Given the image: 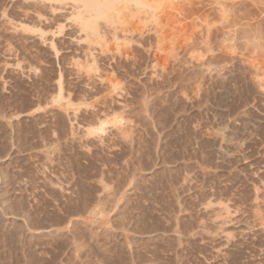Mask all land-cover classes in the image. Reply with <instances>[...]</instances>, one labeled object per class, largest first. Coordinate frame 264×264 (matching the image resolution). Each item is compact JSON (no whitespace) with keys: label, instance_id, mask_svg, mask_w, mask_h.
<instances>
[{"label":"rangeland","instance_id":"1","mask_svg":"<svg viewBox=\"0 0 264 264\" xmlns=\"http://www.w3.org/2000/svg\"><path fill=\"white\" fill-rule=\"evenodd\" d=\"M128 1L102 10V34L88 30L86 40L79 15L64 19L58 11L57 22L68 24L54 35V49L28 45L23 58L12 59L4 49L14 45H0L2 63L16 65L0 72V100L12 114L6 131L0 127L2 195L8 192L6 207L14 202L36 223L37 252L29 251V262L257 264L264 243V96L255 81L264 78V56L243 51L256 43L251 29L237 26L254 6L234 0L228 9L240 20L226 27L223 0ZM259 19L250 26L261 24L263 34ZM124 235L133 240L124 242Z\"/></svg>","mask_w":264,"mask_h":264},{"label":"bare ground","instance_id":"2","mask_svg":"<svg viewBox=\"0 0 264 264\" xmlns=\"http://www.w3.org/2000/svg\"><path fill=\"white\" fill-rule=\"evenodd\" d=\"M119 2H120V0H118ZM124 1V0H123ZM126 1V0H125ZM128 1V0H127ZM129 1H131V0H129ZM128 1V2H129ZM135 1V0H134ZM137 1V0H136ZM144 0H142V2H143ZM215 1V0H214ZM240 1V0H239ZM239 1H234V0H223V2L222 1H220V2H222V4L224 5H222L223 7V9L221 10V13H223L222 14V18L221 19H224L225 20V22H226V27H236V25L239 23V20H238V15L237 16H234L233 15V12L230 10V9H228V7L229 8H233V9H235L234 8V5L236 4V3H238ZM249 2V4L250 5H253L254 7H255V10L254 11H251L250 12V10L251 9H253V8H251V9H249V11H247V14H244L243 12H245V10L242 12L243 13V18H244V20H245V22H243V21H241L242 22V24H240V26L239 25H237L238 27H240L238 30H240V32H242V33H244L243 32V30H246V29H248V30H246V32L248 31L249 32V29H251V33L253 34V37H254V44L256 43V44H258V45H248L246 48H243V51H244V49H245V52H247L249 49V52L248 53H250V52H260L261 53V55L262 56H264V33L262 34V32L260 31V29H261V24H259L258 25V23H256L257 24V26L259 27H255V25H254V27L252 28L250 25V23H255L256 22V20L257 19H259V18H262L263 20H264V0H259L258 2H257V0H244L243 2ZM114 2H116L115 4H117V0H0V19H3V23L0 21V45H4V48H5V45L8 47L9 45H14V47L11 49V48H5L4 50L8 53L7 55L8 56H6V57H12V59L14 58L15 59V57H21V58H23V54H24V49H26V47L29 45V46H31V45H47V46H49L50 47V49L52 48V49H54V45H55V39H54V35H58V34H61V32L63 33V30H64V28L65 27H67V21L66 20H63V22L61 21V23H58L57 22V18H59L60 19V17H58L59 15H57L58 14V11H63L64 12V15L62 14V16H64V19L66 18L67 19V16H70V13H71V15H72V13L74 14V13H76V14H78L77 16L80 18V22L78 21V19H76V17H75V20H77L78 21V23H79V28H80V30L82 31L81 32V34L83 33V31H85V33L87 34H85L84 35V33H83V39H85L86 40V36H88V33L87 32H89L88 30H90V31H92V32H94L95 34H97L96 33V30H97V26H96V24H98V22H96L97 20H96V17L99 15V13H101V11L102 10H104V12H106L107 11V9L108 8H110L109 6L110 5H114ZM128 2H126V3H128ZM141 2V3H142ZM213 2V1H212ZM211 2V3H212ZM240 2H242V1H240ZM132 2H130V4H131ZM134 3V2H133ZM133 3H132V6H133ZM145 3H147V2H145ZM203 3V2H202ZM215 3L216 4H220V3H217L216 1H215ZM189 4V3H188ZM249 4L247 3V7H250L249 6ZM208 5V4H207ZM237 5V4H236ZM130 6V5H129ZM135 6H137L136 5V3H135ZM139 6H141L140 5V3H139ZM163 6V5H162ZM213 6V5H212ZM221 6V5H220ZM244 6V5H243ZM131 7V6H130ZM203 7V6H202ZM201 7V8H202ZM214 7V6H213ZM212 7V8H213ZM224 7H227V8H224ZM245 7V6H244ZM208 8V7H207ZM106 9V10H105ZM132 9V8H131ZM171 9V8H170ZM220 9V8H219ZM225 9H227V10H225ZM113 10V9H112ZM133 10V9H132ZM151 10V9H150ZM159 10V9H158ZM189 10H190V8H189ZM213 10H215V9H213ZM239 10V9H238ZM247 10V9H246ZM124 11H125V8H124ZM207 11V10H206ZM229 11H231L232 12V16L230 17L229 16V14H230V12ZM236 11V10H235ZM189 12V11H188ZM190 12H191V10H190ZM229 12V14H227V13ZM125 13H126V11H125ZM179 13V12H178ZM203 13V12H202ZM205 13V12H204ZM207 13V12H206ZM246 13V12H245ZM69 14V15H68ZM166 14H167V11H166ZM238 14V13H237ZM115 15V14H114ZM126 15H128V14H126ZM186 15V14H185ZM191 15H192V13H191ZM200 15H202V14H200ZM242 15V14H241ZM75 16V15H74ZM110 16V15H109ZM207 16H209V14L207 15ZM113 17H115V16H113ZM113 17H112V19H113ZM166 17V16H165ZM228 17H230V19H227ZM240 18H241V16H239ZM116 18V17H115ZM163 18V17H162ZM242 18V19H243ZM70 19H72V16L70 17ZM102 19V18H101ZM107 19V18H106ZM135 20H136V18H134ZM168 19V18H167ZM261 19V20H262ZM62 20V19H61ZM100 20V19H99ZM98 20V21H99ZM260 20V19H259ZM259 20H257V22L259 21ZM203 21H204V19H203ZM222 21V20H221ZM251 21H253V22H251ZM240 22V23H241ZM105 23V22H104ZM103 23V24H104ZM107 23V22H106ZM223 23V25L225 24L224 22H222ZM261 23V22H260ZM262 23H264V22H262ZM69 26V25H68ZM77 27H78V25H76ZM117 26V25H116ZM202 26V25H201ZM222 26V25H221ZM241 26H243V27H241ZM250 27V28H246V27ZM253 26V25H252ZM262 26H264V25H262ZM97 27V28H96ZM102 27H104V26H102ZM223 27V26H222ZM79 28H78V30H79ZM111 28V27H110ZM121 28V27H120ZM100 29V28H99ZM234 29V28H233ZM256 29H257V33H256ZM69 30V29H68ZM112 30V29H111ZM118 30H119V28H118ZM198 30V29H197ZM217 29H215V31H216ZM234 30H236V29H234ZM234 30L232 31V32H234ZM263 30V29H262ZM76 31V30H75ZM213 31V30H212ZM222 31V30H221ZM221 31H220V34H221ZM259 31L261 32V34L259 33ZM80 32V31H79ZM92 32H90V34L89 35H91V33ZM108 32H110V31H108ZM223 33H225L224 31H222ZM235 32H237V30L235 31ZM239 32V31H238ZM264 32V31H263ZM100 33H101V30H100ZM99 33V34H100ZM113 33V32H112ZM222 33V34H223ZM259 33V34H258ZM65 34H67L66 32H65ZM95 34H93V36H95ZM99 34H97V35H99ZM102 34V33H101ZM131 34V33H130ZM140 34V33H139ZM229 34H231V33H229ZM229 34H228V36H229ZM236 34V33H235ZM208 35V34H207ZM234 35V34H233ZM68 36V35H67ZM123 36V35H122ZM227 36V35H226ZM227 36V37H228ZM96 37V36H95ZM97 37H100V36H97ZM90 38V37H89ZM101 38H102V36H101ZM107 38V37H106ZM108 39V38H107ZM106 39V40H107ZM61 40V39H60ZM79 40H80V38H79ZM89 40V39H88ZM87 40V41H88ZM92 40H93V37H92ZM102 40H104V38H102ZM64 41V40H63ZM121 41V40H120ZM89 42H90V40H89ZM91 42H94V41H91ZM253 43V42H252ZM64 44V43H63ZM104 44V43H103ZM109 44V43H108ZM226 44H228V42L226 43ZM62 45V44H61ZM65 45V44H64ZM82 45V44H81ZM90 44H88V46H89ZM200 45V44H199ZM1 46V47H2ZM11 46V47H12ZM208 46V45H207ZM232 47V50H233V52H234V48H241L240 50H242V47L239 45V47L237 46V47H235L234 45H231ZM38 47V46H37ZM48 47V48H49ZM203 47V46H202ZM228 47V46H227ZM244 47V46H243ZM215 48V47H214ZM229 48V47H228ZM34 49V48H33ZM51 49V50H52ZM66 49V48H65ZM2 50V49H1ZM27 50V49H26ZM26 50H25V52H26ZM57 50H58V48H57ZM208 50V49H207ZM229 50V49H228ZM231 50V51H232ZM220 51V50H219ZM224 51V50H223ZM227 51V50H226ZM29 52V51H28ZM27 52V53H28ZM40 52V51H39ZM47 52H48V50H47ZM50 52V51H49ZM225 52V51H224ZM228 52H230V51H228ZM227 52V53H228ZM233 52H231V55H232V57L231 58H233V54H238L237 52H235V53H233ZM239 52V51H238ZM26 53V54H27ZM32 54H33V52H31ZM30 53V54H31ZM226 53V52H225ZM226 53V54H227ZM233 53V54H232ZM36 54V53H35ZM45 54V53H44ZM50 54V53H49ZM242 54V53H241ZM1 55H3V54H1ZM5 55V54H4ZM215 55V54H214ZM214 55H212V56H214ZM223 56H224V54H222ZM222 55H220V57L222 56ZM228 55V54H227ZM239 55V54H238ZM255 55V54H254ZM37 56V55H36ZM49 56H51V55H49ZM223 56H222V58H223ZM248 56V55H247ZM218 57V56H217ZM229 57V58H230ZM35 58V57H34ZM39 58V57H38ZM47 58V57H46ZM225 58H228V56L227 57H225ZM235 58H237V57H235L234 56V58L233 59H235ZM238 58H240V56L238 57ZM9 59V58H8ZM2 59H0V63H2V61H1ZM39 60V59H38ZM218 60V59H217ZM223 60H226V59H224L223 58ZM222 60V61H223ZM230 60V59H229ZM252 60V59H251ZM255 60V59H254ZM17 61V60H16ZM25 61H27V60H25ZM35 61H37V60H35ZM201 61V60H200ZM204 61H205V59H204ZM232 61V60H231ZM12 62V61H11ZM23 62V61H22ZM40 62V61H39ZM218 62V61H217ZM227 62V61H226ZM249 61L247 60V63H248ZM8 62L5 60V61H3V63L0 65V72L1 71H3L4 69H5V67H7L8 65H9V67H12V66H14L12 63L10 64V62L8 63V65L6 66V64H7ZM13 63H14V60H13ZM220 63H221V61H220ZM230 62H228V64H229ZM253 62H251V64H252ZM257 63V62H256ZM199 64V63H198ZM205 64V63H204ZM224 64V63H223ZM251 64L249 63L248 65H250L251 66ZM29 65V64H28ZM224 65H226V64H224ZM233 65V64H232ZM238 65V64H237ZM247 65V64H246ZM19 65H17V67H18ZM25 66H27V65H25ZM31 67L32 66H35V65H33V64H31L30 65ZM195 66V65H194ZM231 66V65H230ZM15 67H16V65H15ZM28 67V66H27ZM180 67H182L181 66V64H180ZM185 67V66H184ZM223 67V66H222ZM240 67V66H239ZM258 67H260V66H258ZM257 67V68H258ZM264 67V66H263ZM21 68V70H22V67H20ZM177 68V67H176ZM186 68V67H185ZM190 68V67H189ZM203 68V67H202ZM208 68V67H207ZM25 69V68H24ZM29 69V68H28ZM34 69H36V68H34ZM195 69V68H194ZM232 69V68H231ZM7 71H8V69H6ZM15 70V69H14ZM19 70V69H18ZM200 70V69H199ZM238 70H240L239 68H238ZM262 70V69H261ZM35 71V70H34ZM44 71V70H43ZM180 71V70H179ZM178 71V72H179ZM182 71H183V69H182ZM11 72H13V70L12 69H9V73H8V76H9V74L11 73ZM19 72V71H18ZM184 72V71H183ZM198 73L200 72V71H197ZM213 72H214V70H213ZM241 72V71H240ZM240 72H239V74H240ZM261 72V71H260ZM21 73V72H20ZM27 73H30V72H27ZM32 73H33V71H32ZM42 73V72H41ZM44 73V72H43ZM42 73V74H43ZM46 73V72H45ZM181 73V72H180ZM212 73V72H211ZM1 74V73H0ZM6 74V73H5ZM15 74H16V72H15ZM22 74V73H21ZM36 74V73H35ZM228 74V73H227ZM239 74H237L238 76H239ZM250 74V73H249ZM7 75V74H6ZM23 75V74H22ZM34 75V74H33ZM46 75V74H45ZM200 75V74H199ZM215 75V74H214ZM213 75V76H214ZM240 75H242V74H240ZM1 76H2V74H1ZM11 76V75H10ZM27 76V75H26ZM30 76V75H29ZM38 76V75H37ZM187 76V75H186ZM237 76V77H238ZM247 76V75H246ZM249 76V75H248ZM251 76V75H250ZM253 76V75H252ZM256 76V75H255ZM12 77V76H11ZM28 77V76H27ZM35 77V76H34ZM61 77V76H60ZM60 77H59V80H58V82L60 81ZM254 77V76H253ZM258 77V76H257ZM256 77V78H257ZM6 78V77H5ZM20 78V77H19ZM45 78V77H44ZM48 78V77H47ZM62 78V77H61ZM207 78V77H206ZM255 78V77H254ZM253 78V79H254ZM41 79V78H40ZM46 79V78H45ZM201 79V78H200ZM250 79H252V78H250ZM34 80V79H33ZM47 80V79H46ZM49 80V79H48ZM47 80V81H48ZM256 79H254L253 81H255ZM36 81V80H35ZM187 81V80H186ZM252 81V82H253ZM2 82V81H1ZM31 82H33V81H31ZM44 82V81H43ZM201 82V81H200ZM257 84H255L260 90H261V92H262V95L264 96V78L262 77H260L259 79H257L256 81H255ZM255 82H253V84L255 83ZM25 83V82H24ZM41 83V82H40ZM39 83V84H40ZM47 83V82H46ZM60 83V82H59ZM59 83L57 84L58 86H61V85H59ZM185 83V82H184ZM231 83V82H230ZM2 84H4V83H2ZM1 84V85H2ZM17 84V83H16ZM23 84V83H22ZM62 84V83H61ZM92 84V83H91ZM218 84V83H217ZM11 85V84H10ZM9 85V87H11ZM40 86V85H39ZM38 86V87H39ZM1 87V86H0ZM3 87V86H2ZM8 87V88H9ZM37 87V86H36ZM38 87H37V89H38ZM41 87V86H40ZM255 87V86H254ZM20 88V87H19ZM19 88H18V90H19ZM41 88H44V87H41ZM61 87H59L58 89H60ZM232 88V87H231ZM3 89V88H2ZM29 89H30V87H29ZM255 89V88H254ZM259 89H258V91H259ZM8 90V89H7ZM18 90H16V91H18ZM35 90V89H34ZM42 90V89H41ZM62 90V89H61ZM256 90V89H255ZM1 91V90H0ZM3 91V90H2ZM9 91V90H8ZM11 91H13L12 89H11ZM37 91V90H36ZM48 91V90H47ZM46 91V92H47ZM199 91V90H198ZM4 92V91H3ZM61 92V91H60ZM158 92V91H157ZM16 93V92H15ZM19 93V92H18ZM34 93V92H33ZM48 93V92H47ZM5 94V93H4ZM7 94V93H6ZM24 94V93H23ZM46 94V93H45ZM62 94V93H61ZM74 94V93H73ZM144 94V93H143ZM154 94V93H153ZM229 94V93H228ZM51 95V94H50ZM225 95V94H224ZM5 96V95H4ZM21 96V95H20ZM23 96V95H22ZM59 96V95H58ZM19 97V96H18ZM25 97V96H24ZM49 97V96H48ZM51 97V96H50ZM63 97V96H62ZM19 98H21V97H19ZM27 98V97H26ZM252 98V97H251ZM15 99V98H14ZM50 99V98H49ZM69 99V98H68ZM255 99V98H254ZM3 100H5V99H2V100H0V127H1V129H3V130H5L6 131V129H7V127L9 126V125H11L12 124V121H11V119H10V117H11V115L12 114H10V115H8L7 113H5V111H4V108H6V107H4L3 106V104H4V101ZM30 100V99H29ZM44 100H45V98H44ZM48 100V99H47ZM8 101V100H7ZM12 101V100H11ZM17 101V100H16ZM19 101H20V99H19ZM31 101V100H30ZM43 101V100H42ZM15 102V101H14ZM23 102V101H22ZM67 102H70L69 100L67 101ZM18 103V102H17ZM32 103V102H31ZM30 103V104H31ZM103 103V102H102ZM155 103V102H154ZM221 103V102H220ZM223 103V102H222ZM246 103V102H245ZM39 104V103H38ZM66 104V103H65ZM69 104V103H68ZM67 104V105H68ZM159 104H161V103H159ZM219 104V103H218ZM261 104V103H260ZM5 105V104H4ZM10 105V104H9ZM29 105V104H28ZM35 105V104H34ZM70 105V104H69ZM68 105V106H69ZM153 105V104H152ZM225 105H227V104H225ZM19 106V105H18ZM26 106V105H25ZM103 106V105H102ZM145 106V105H144ZM154 106V105H153ZM218 106V105H217ZM10 107V106H9ZM24 107V106H23ZM146 107V106H145ZM149 107H151V106H149ZM149 107H147V108H149ZM170 107V106H169ZM220 107V106H219ZM224 107V106H223ZM28 108V107H27ZM30 108V107H29ZM227 108V107H226ZM226 108H225V110H226ZM31 109V108H30ZM219 109H221V108H219ZM14 110V109H13ZM12 110V111H13ZM80 110V109H79ZM147 110V109H146ZM222 110H223V108H222ZM11 111V112H12ZM96 111V110H95ZM239 113V112H238ZM16 114V113H15ZM152 114V113H151ZM226 114V113H225ZM230 114V113H229ZM232 114V113H231ZM234 114V113H233ZM34 116V115H33ZM232 116V115H231ZM230 117V116H229ZM235 117H237V116H235ZM238 117H240L241 118V116H239L238 115ZM237 117V118H238ZM35 118V117H34ZM239 119V118H238ZM238 119H236V120H238ZM32 120V119H31ZM38 120V119H37ZM257 120V119H256ZM260 120V119H259ZM258 120V121H259ZM219 121V120H218ZM246 121V120H245ZM244 121V122H245ZM37 122V121H36ZM217 122V121H216ZM223 122V121H222ZM226 122V121H225ZM224 122V123H225ZM228 122V121H227ZM226 122V123H227ZM237 122V121H236ZM235 122V123H236ZM240 122H242V120L240 121ZM257 123V122H256ZM259 124H261L260 122H258ZM257 123V124H258ZM16 124V123H15ZM243 124V123H242ZM38 125V124H37ZM240 125V124H239ZM222 126V125H221ZM231 126V125H230ZM237 126V125H236ZM235 126V127H236ZM242 126H244V125H242ZM259 126V125H258ZM19 129V128H18ZM238 129V128H237ZM255 129V128H254ZM226 130V129H225ZM229 130V129H228ZM8 131H10V130H8ZM7 131V132H8ZM35 131V130H34ZM18 132V131H17ZM48 132V131H47ZM249 132V131H248ZM2 133V132H1ZM22 133V132H21ZM34 133H36V131L34 132ZM239 133V132H238ZM245 133V132H244ZM242 134V133H241ZM7 135V134H6ZM228 135H229V132H228ZM247 135V134H246ZM17 136V135H16ZM3 137V136H2ZM12 137H13V135H12ZM26 138V137H25ZM149 138V137H148ZM3 139V138H2ZM16 139V138H15ZM18 139V138H17ZM23 139V138H22ZM155 139V138H154ZM158 139V138H157ZM8 140V139H7ZM6 140V141H7ZM10 140V139H9ZM21 140V139H20ZM51 140V139H50ZM5 141V143H4V151H10L11 150V143L10 142H6ZM14 141V140H13ZM18 141V140H17ZM151 141V140H150ZM2 142V141H1ZM0 142V143H1ZM15 142V141H14ZM24 142V141H23ZM26 142V141H25ZM28 142H29V140H28ZM138 142V141H137ZM17 143V142H16ZM21 143V142H20ZM2 144V143H1ZM23 144H26V143H23ZM146 144V143H145ZM15 145V144H14ZM29 145H31V144H29ZM137 145V144H136ZM226 145V144H225ZM43 146V145H42ZM133 146V145H132ZM22 148V147H21ZM31 148V147H30ZM30 148H29V151H30ZM54 148V147H53ZM25 149V148H24ZM23 148H22V150H24ZM46 149V148H45ZM25 150H27V149H25ZM24 150V151H25ZM133 150V149H132ZM154 150V149H153ZM156 150V149H155ZM20 151V150H19ZM18 151V152H19ZM46 151V150H45ZM130 151V150H129ZM141 151V150H140ZM162 151V150H161ZM17 152V151H16ZM51 152V151H50ZM6 153V152H5ZM4 152L2 153L1 152V154H5ZM13 153V152H12ZM49 153V152H48ZM47 153V154H48ZM132 153V152H131ZM156 153V152H155ZM216 153V155H218V157H222V152L221 151H217V152H215ZM46 154V153H45ZM10 155V154H9ZM43 155H44V153H43ZM51 155V154H50ZM149 155V154H148ZM151 155V154H150ZM215 155V154H214ZM48 156V155H47ZM47 156H45V157H47ZM2 157V156H1ZM32 157V156H31ZM38 157V156H37ZM224 157V156H223ZM150 158V157H149ZM15 159V158H14ZM18 159V158H17ZM16 159V160H17ZM21 159V158H20ZM46 159V158H45ZM148 160V159H147ZM48 161V160H47ZM21 162H23L22 160H21ZM153 162V161H152ZM14 163V162H13ZM35 163V162H34ZM50 163V162H49ZM154 163V162H153ZM16 164V163H15ZM14 164V165H15ZM40 164V163H39ZM13 165V166H14ZM31 165V164H30ZM150 165V164H149ZM3 166V165H2ZM12 166V165H11ZM24 166V165H23ZM43 166V165H42ZM7 167V166H6ZM15 167V166H14ZM18 167V166H17ZM25 167V166H24ZM45 167V166H44ZM3 168V167H2ZM9 168H12V167H9ZM7 169V168H6ZM19 169V168H18ZM23 169V168H22ZM164 169V168H163ZM1 171H3V170H1ZM0 171V264H31V263H35L34 261H32V260H34V259H32L30 262H29V260H30V256H28V254H30L29 253V251L30 250H32V251H34V253L35 252H37L36 251V243L38 242L37 241V229H36V227L34 226L35 224H33L32 222H30L29 221V214H25V213H23V209L22 208H20V207H17L16 206V204L13 202V204H11L10 205V207H6L5 206V202H7L6 201V194L8 193V192H5L6 194L3 196L2 194H4V193H2V185H1V179H2V173L3 172H1ZM11 171V170H10ZM18 171V170H17ZM21 172V171H20ZM19 171H18V173H20ZM5 173V172H4ZM163 173V172H162ZM166 173V172H165ZM10 174H11V172H10ZM12 175V174H11ZM20 175V174H19ZM10 176V175H9ZM130 176V175H129ZM160 176V175H159ZM12 177V176H11ZM24 178V177H23ZM4 179V178H3ZM8 180V179H7ZM11 180H13V179H11ZM16 180V179H15ZM48 180V179H47ZM49 181V180H48ZM9 182V181H8ZM22 182H24V181H22ZM32 182V181H31ZM34 182V181H33ZM12 183H13V181H12ZM17 183V182H16ZM15 184V183H14ZM6 185V184H5ZM11 185H13V184H11ZM19 184H17V186H18ZM52 185V184H51ZM8 186V185H7ZM10 186V185H9ZM15 186V185H14ZM36 186V185H35ZM16 187V186H15ZM20 187V186H19ZM27 187V186H26ZM6 189V188H5ZM16 190V189H15ZM30 190V189H29ZM34 190V189H33ZM5 191H7V190H5ZM10 191V190H9ZM31 191H32V189H31ZM49 194V193H48ZM14 196H12V198H13ZM18 197V196H17ZM9 199V198H8ZM7 199V200H8ZM19 199L20 198H18V199H15L14 198V200H17V201H19ZM22 200V199H21ZM10 201H11V199H10ZM9 202V201H8ZM7 202V203H8ZM40 202V201H39ZM17 203V202H16ZM12 206V207H11ZM30 206H31V204H30ZM23 210V211H22ZM26 211V210H25ZM24 211V212H25ZM38 211V210H37ZM102 211V210H101ZM100 211V212H101ZM96 213V212H95ZM98 213V212H97ZM34 214H36V212L34 213ZM33 214V215H34ZM98 214H100V213H98ZM97 214V215H98ZM96 215V214H95ZM101 216H102V213L100 214ZM104 215V214H103ZM100 216V217H101ZM136 216V215H135ZM32 217V216H31ZM99 217V216H98ZM104 217H105V215H104ZM263 217V216H262ZM261 217V222H260V231L263 233V235H264V217L262 218ZM102 218H103V216H102ZM38 219V218H37ZM36 220V219H35ZM105 223H106V221H105ZM107 224V223H106ZM94 225V224H93ZM39 226V225H38ZM103 227H105V226H103ZM102 227V228H103ZM42 228V227H41ZM125 231H126V229H125ZM225 231V230H224ZM97 232V231H96ZM124 233V232H123ZM127 234V233H126ZM121 235H123V234H121ZM39 237V236H38ZM45 238V237H44ZM45 240H46V238H45ZM124 242H126V243H130L133 239H130V237L128 236V235H124V238L122 239ZM37 241V242H36ZM46 242H47V240H46ZM50 242V241H49ZM49 242H47L48 244H49ZM46 243V244H47ZM40 244V243H39ZM46 244H44V246L46 245ZM38 245V244H37ZM52 245V244H51ZM42 246V245H41ZM40 248V247H39ZM38 248V249H39ZM99 248V247H98ZM102 248V247H101ZM105 248V247H104ZM261 253H262V258L261 259H259V262L257 263V264H264V243L261 245ZM43 250V249H42ZM99 250V249H98ZM102 251V250H101ZM98 252V251H97ZM34 253H32V254H34ZM39 253V252H38ZM41 253V252H40ZM44 253V252H43ZM108 253V252H107ZM32 254H30V255H32ZM36 254V253H35ZM43 255V254H42ZM47 255V254H46ZM37 256V255H36ZM30 257V258H29ZM34 257V256H33ZM53 257V256H52ZM29 258V259H28ZM35 258V257H34ZM106 258V257H105ZM231 259V258H230ZM37 259H35V261H36ZM39 260V259H38ZM50 260V259H49ZM250 260H252V259H250ZM177 261V260H176ZM48 262V261H47ZM52 262V261H51ZM179 262V261H178ZM186 263H187V261H185ZM44 263V262H43ZM190 263V262H189ZM231 263L232 264H234L235 262L234 261H231ZM35 264H37V263H35ZM184 264V263H183ZM244 264H255L253 261H248L247 263H244Z\"/></svg>","mask_w":264,"mask_h":264}]
</instances>
